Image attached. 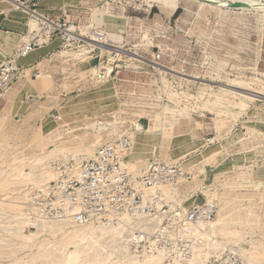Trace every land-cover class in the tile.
Masks as SVG:
<instances>
[{
	"label": "rangeland",
	"instance_id": "rangeland-1",
	"mask_svg": "<svg viewBox=\"0 0 264 264\" xmlns=\"http://www.w3.org/2000/svg\"><path fill=\"white\" fill-rule=\"evenodd\" d=\"M30 1L25 0L26 8L48 10L41 5L42 0L36 9ZM256 1L264 5V0ZM240 9L201 8L197 0H76L62 10L45 12L44 17L60 30L51 35L47 48H42L44 53L39 51L41 37L31 36L29 48L39 51L38 58L26 65L25 72L20 70L22 74L8 85L6 93L0 92V204H9V197L26 186L11 182L14 169L22 165L24 173L30 172L28 165L34 156L24 152L28 154L38 145L34 141L37 134L57 123L61 109L71 101L75 108L64 115L73 130L81 129L84 145L90 147L94 136H102L101 145L87 158L111 146L113 150L123 148L119 149L123 160V154L132 150L123 169L137 175L145 168L140 208L150 207L152 201V205L160 204V212H168L169 218L163 221V216L142 214L156 217L153 230L159 225L158 229L149 235L146 229L135 228L141 227L139 212L134 214L140 194L129 186L127 178L111 184L108 190L83 192L79 208L68 215L60 214L55 206L63 193L58 192L57 199L54 179L45 190H30L28 218L51 222L97 217L101 221L96 224L125 231L131 257L165 251V264H174L176 258L183 262L190 259L191 240L188 233L183 236L182 227L190 224L194 229L202 222L217 220L218 204L211 201L217 193L226 220L222 231H216V239L223 245L213 247L220 249L211 253L207 264H251L241 252L244 249L257 251L264 258V11ZM10 12L17 13L21 20L16 21L22 28L11 35L25 37L27 26L36 30V25L28 22V13ZM70 26H74L72 32L87 35L85 44L70 46L64 40L66 34L61 29ZM108 35L114 36L110 42L104 40ZM92 37L96 38L93 44L105 51L87 46L92 45ZM33 39H37L35 45ZM18 53L15 48L5 53L0 68ZM132 53L143 57L147 65L132 59L136 57ZM102 73L108 77L101 78ZM34 78L46 79L47 85ZM222 89L237 93H254L255 89L261 92L255 94L263 97L253 103L239 94L227 92L230 95L224 97ZM135 137L143 142L132 143ZM114 163L92 168L87 182L112 175ZM85 165L92 167V160ZM64 166L59 165L62 170ZM53 168L57 172L56 163ZM180 175L183 179L176 181ZM157 184L165 185L162 192L153 188L155 194L143 205L145 190ZM77 188L75 182L68 181L64 199H73ZM176 191L177 196H173ZM105 212L112 223H104ZM200 212L206 220L197 225ZM146 213H150L148 208ZM12 216L10 209L0 207V264H68L75 249L87 246L66 243L64 231L41 234L31 241L16 239L19 231ZM176 216L181 217L175 220ZM23 230L26 236L35 232L32 227ZM155 247L160 250L155 251ZM85 249L89 255L79 256L75 264H86L88 258L99 254L98 247ZM205 250H209L207 245ZM115 261L106 257L100 264Z\"/></svg>",
	"mask_w": 264,
	"mask_h": 264
},
{
	"label": "bare ground",
	"instance_id": "bare-ground-1",
	"mask_svg": "<svg viewBox=\"0 0 264 264\" xmlns=\"http://www.w3.org/2000/svg\"><path fill=\"white\" fill-rule=\"evenodd\" d=\"M60 1L62 0H56V2H60ZM197 1L201 2V8L203 6L209 5L212 8L222 10L225 8H229L232 3L240 2V3H243L245 6V8L240 9L242 12L264 11V5H261L256 0H197ZM1 4H3L5 8H7V6L10 5L13 7L10 9L22 10L23 12L28 13L30 15L31 22H33L36 25V30L28 32V34L26 35V40L19 47L16 48L19 51V53L15 54L14 56L15 60L13 62L12 70L19 73L17 77L19 78L20 74H22L20 73L21 72L20 70L24 69L26 65H22L23 67H21L19 66L18 63L24 58H28V56L36 52L32 50L31 48H29V44L31 43V36L39 35L41 37V40L39 41V43L41 44V48H42L51 42L50 41L51 35L56 30L58 29L60 30L61 27L57 25L56 23L51 22V20H48L47 18H45L44 17L45 14L42 13L41 11L36 12L29 8H26L25 0H1ZM19 20L21 19L19 18ZM61 30L66 34L64 36V40L68 42L70 46H74V44H76L77 42H82V43L85 42V38L87 35L83 33L77 34L75 32H72L74 30V26H70L66 30L64 29H61ZM83 30H86V28H84ZM91 39H93V41H91L92 45L87 44V46H94V47L100 48L105 51V49L93 44L95 43L94 41L96 39L95 37H92ZM58 40H61L63 42L62 39H58ZM104 40H106V42H110L108 39V36H106ZM114 49H117V52L118 50H121L120 48L118 49L115 47ZM132 55L137 57L136 58L133 56L134 58L132 59L137 60L143 64H146L145 63L146 60L143 57L138 56V54L136 53L135 54L132 53ZM143 59L145 61H143ZM26 60L27 59L24 60V63L26 62ZM27 68L28 67H26V69ZM26 69H24V72L26 71ZM38 76L39 74H36V77ZM100 77L105 79L106 77H108V75H106L105 73H102ZM34 80L38 84L41 83L42 86L47 85L46 79L41 81V80L34 78ZM222 90L225 91V92L221 91L223 92L222 94L224 97L230 95L227 92L233 94L234 96H238L239 94V96L244 97V99H246L248 102H253V103L258 100L257 97H263V95L259 96V94H255V93L260 92L255 89H254V93H251L245 89H242V90H245V92L241 91L239 93H237L238 92L237 90H236L237 92L232 91V90H227V89H222ZM74 108L75 107L73 103L70 101L67 106L61 109V115L58 118V122L56 123L55 121V124L52 125V127H49V129L47 130L45 129L43 132L41 131V133L39 132L37 134L38 136L35 138L34 141L35 142L38 141V145L35 146L31 150V152H29L28 154H26L27 150L25 151L26 153L24 152V155L34 156V158H31L33 159V161L28 165L30 172L24 173V171L22 170L23 168L22 165H19L17 168L14 169L15 174L11 176V178L13 177L14 179L13 181H11L12 183L14 184L23 183V184H26V186L31 185V187L29 188H26V186H24L23 188H21V190H18L17 193L13 194V196H10L9 197L10 202L8 201L9 204L7 205L0 204V207H7L8 209H10V211L13 214L12 218L15 219V225L19 231V233L15 235L14 238L16 239L23 238L25 240L31 241L37 238L41 234L56 235L64 231L62 235L64 236V240L66 243L76 244V245L77 244L87 245L84 247L81 246L80 247L81 249H75L70 254V257H69L70 261L68 262V264H75L74 262L79 256L87 257L89 253H87L85 247L86 248H92V247L99 248V254L93 258H88L86 264H100L101 260L106 257L113 258V260H116L115 264H165V260L168 257L165 251H161L155 255H145L142 257H135V256L131 257L129 255L130 242H129V238L126 235L125 231L113 225L96 224L98 220L94 218L88 221L87 223L84 222V223H80L79 225H77L75 222L68 220V219H65L62 221L47 222V221H33L27 217V212H29L30 210L29 207H31L29 205V203L31 202V197L29 194L30 190L37 189V188H40L41 190H45L46 188L45 185H47L49 182L53 181L54 179H57V177L59 176V173L56 172L55 169L53 168V164L55 162L51 164V161L53 159H56V160L61 159L56 162H61L64 164H66L67 162L71 160H74V163H77L78 161L80 160L82 161L85 158H87L89 155H91L92 153L91 151H93V149L100 146L102 143V136L96 135L94 136V139L92 141L93 145H91L90 147H87L84 145L83 137L78 131L81 129L73 130L69 124L70 120L67 118L66 115H64L66 114L68 110H71ZM131 142L132 143L133 142L142 143L143 140L138 137H135L133 138ZM131 151L132 150L129 149L127 153H124L123 155L127 156L131 153ZM38 153L40 154L37 155ZM126 156L123 158V160L121 159L122 168H123L124 160L126 161ZM137 163L141 164V162H137ZM135 166H136L135 163L131 164L132 168H134ZM72 175L77 176L78 178H80V180L82 179L81 173L78 167L74 168ZM179 189L180 187L177 189V191ZM154 191L155 190L152 189L150 191L145 192L143 205L147 204L148 200L151 198ZM177 191L173 193V196L174 195L177 196ZM217 196H218L217 193L213 194V198L211 200L218 204L217 220L214 222H202L199 224L198 227H195L192 231L188 233V238L191 240L190 259L186 262H183L181 259L176 258L174 264H207V260L209 259L211 253L218 251L223 245L222 241H220L219 239H216V233H217L216 231L218 229L222 231L221 227L224 226V220H226L225 215H223L222 213L223 210L221 209V205L218 201ZM0 202H3V200ZM62 208H63V212L65 213L69 211L68 205L63 206ZM137 217H138L139 225L142 228L146 229L149 232L154 231L153 229H155L156 221H157L156 217L144 216L142 215V213L141 214L138 213ZM26 227L34 228L35 232H31L29 236H26L23 233L24 231L23 229ZM65 228H73V230L69 232V231H65ZM184 229H189V228L185 226ZM229 233L237 235V233L235 232H229ZM224 234L227 235L228 233L224 232ZM228 241L230 243H238V241H235L234 239H228ZM206 245L207 247H209V250H205ZM213 247H216V248L220 247V248L215 249ZM241 252L248 258L249 263L251 264H258L264 261L262 254L257 251H251V250L244 249V250H241Z\"/></svg>",
	"mask_w": 264,
	"mask_h": 264
},
{
	"label": "built area",
	"instance_id": "built-area-1",
	"mask_svg": "<svg viewBox=\"0 0 264 264\" xmlns=\"http://www.w3.org/2000/svg\"><path fill=\"white\" fill-rule=\"evenodd\" d=\"M39 0H31L30 1V6L33 8V9H36V5L38 4ZM37 41V39H33V44ZM35 45V44H34ZM15 58L14 57H10L8 61H6V63L0 68V92H5L7 91V88H8V85L10 83H12L14 81V79H18V72H15L13 71V62H14ZM2 93H0V97L2 96ZM119 149H122L123 148H118L117 150H113L111 148V146L107 147L106 149L102 150V151H98V153L92 157V158H86L84 160H80L78 161L77 163H74V160H71L69 162H67L66 164L64 163H61V162H55L56 165L58 166V169H57V172L59 173V176L57 177V185H56V196H57V199H58V192H62L63 193V196L62 198H60L59 200V204H58V201L56 202L55 206H57L59 209H60V214H64V215H68V214H72L73 211L77 210L80 206V200H81V197H82V194H84L83 192H86L87 190L90 191V192H94V191H97V190H104L105 188H109V186L111 184H115L117 185L116 183L118 181H121L123 180L124 178H127L126 179V182H128V184H130L129 186H131V184L133 185V187H135L136 189V192L138 194H140V202H139V205H138V210L135 213L139 212L140 214H146V215H149V216H154V215H159V216H163L164 219L163 221H167L168 218H169V213L166 212V213H161L160 212V204H154L152 205V201H151V206L150 207H146L144 209L140 208L141 207V203H142V194L144 192V190H142L141 188V179L143 177V174L145 172V168L144 169H140L138 171V174L137 175H134L132 172H130L129 170H127L126 168H122L121 166V156L119 155L120 154V150ZM90 160H92V167H89V165H85V163H88ZM114 165L112 167V175L108 176V177H98L96 179H94L92 181V183H88L87 182V179L89 177V173L90 171L92 170V168H95V170L97 169L95 166L97 167H100V168H104V167H107V166H110V164L112 162H114ZM117 162V163H116ZM61 164H64V170L60 169L59 165ZM75 167H79V171L81 173V177L82 179L80 180V178H78L77 176L75 175H72V172L74 171V168ZM183 175H180V176H177V180H179V178L183 179L182 178ZM140 180V182H138ZM68 181H72V182H75L76 183V187H78L77 189H75L73 195H72V198H69L68 196H66L67 199H64V196H65V191H66V188H67V182ZM144 184V183H143ZM86 186H88L86 188ZM145 186V185H144ZM165 185H162V184H157L151 188H149L148 190H145V191H149L153 188H156V193H161L162 192V189L161 187H164ZM174 186H177V185H174ZM173 186V187H174ZM155 193H153L154 195ZM152 195V196H153ZM152 199V197H151ZM58 204V205H57ZM110 202H107L106 206L108 209L111 208V205H109ZM65 205H68L69 206V211L67 213L63 212V206ZM125 206H128V203L125 204ZM127 207H124V210L126 209ZM148 208V211L150 213H146V209ZM107 212H105L103 214L104 216V219H106V222L104 223H107V222H111V219L110 217L106 214ZM133 214V215H134ZM178 214V213H177ZM205 213H199V215L197 216L198 219H197V225L199 223V221L201 220H206V217L204 216ZM216 216H217V205H216ZM181 216H176V218H174L175 220L179 219ZM205 217V218H204ZM96 219V220H100V218H97V217H91L90 215L86 216L84 219L82 220H76V221H73V222H78V224L80 223H87L88 221H90L91 219ZM109 219V220H108ZM122 222V220H121ZM103 223V222H102ZM160 224V223H159ZM158 226L157 225V229H158ZM185 226H187L189 229H184ZM135 228H140V229H143L145 231L144 228L142 227H139V226H134ZM157 229L153 232L155 233L157 231ZM193 229L190 228V224H185L182 229H181V232L183 234V236H185L186 233H189L190 231H192ZM147 231V230H146ZM145 231V232H146ZM166 231H167V227H166ZM147 234L151 235L153 233L150 234V232H146ZM156 235V234H155ZM131 237V235H130ZM132 241V240H131ZM151 244H154V243H151ZM150 244V245H151ZM149 245V247H150ZM156 250H160L157 249V247H155ZM161 249H164V248H161ZM149 251V248L148 250ZM146 251L143 253L145 254ZM142 254V255H143Z\"/></svg>",
	"mask_w": 264,
	"mask_h": 264
},
{
	"label": "crops",
	"instance_id": "crops-1",
	"mask_svg": "<svg viewBox=\"0 0 264 264\" xmlns=\"http://www.w3.org/2000/svg\"><path fill=\"white\" fill-rule=\"evenodd\" d=\"M73 1L75 2L76 0H62L60 2H56V0H42L41 5H43V7L48 8V10L47 11H41V12L45 14V12L49 13L50 10H56V9L62 10V9H64L65 6H67L69 4L72 5ZM10 10L11 9L5 8V6L3 4H1V2H0V64H2L5 60V56H6L5 53L6 54L10 53L14 48L16 49L26 40V36L25 37L24 36L18 37L17 35H11V32H22V28H21L20 22L16 21V20H18L17 13L16 12H10ZM3 15H4V18H2ZM45 15H47V14H45ZM14 18H15V20H14ZM29 21H31V20L29 19L28 22ZM28 22H27V25H28ZM27 27H28V32H30L29 26H27ZM10 36H15V37L11 38ZM113 37L114 36H112V35H108V39H114ZM47 45L42 47V48L46 49ZM3 48L5 49V53L3 51ZM42 48L39 51L44 53L43 51H45V50H43ZM39 51H36L33 54H31L32 55V56L30 55L31 57L28 56V58H24L23 60H21L18 63L19 66L23 67L22 65H27L29 63H32L35 59L38 58L39 55L37 56V53ZM25 59H27V60L24 63ZM28 66H26V67H28Z\"/></svg>",
	"mask_w": 264,
	"mask_h": 264
},
{
	"label": "water",
	"instance_id": "water-1",
	"mask_svg": "<svg viewBox=\"0 0 264 264\" xmlns=\"http://www.w3.org/2000/svg\"><path fill=\"white\" fill-rule=\"evenodd\" d=\"M230 8L236 9V8H245L243 3L237 2V3H232Z\"/></svg>",
	"mask_w": 264,
	"mask_h": 264
}]
</instances>
